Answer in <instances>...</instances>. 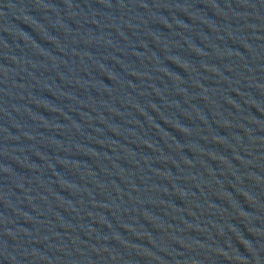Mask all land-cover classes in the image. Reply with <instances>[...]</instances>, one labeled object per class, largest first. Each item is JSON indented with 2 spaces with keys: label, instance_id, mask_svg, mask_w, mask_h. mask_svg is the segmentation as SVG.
I'll return each mask as SVG.
<instances>
[{
  "label": "water",
  "instance_id": "95a60500",
  "mask_svg": "<svg viewBox=\"0 0 264 264\" xmlns=\"http://www.w3.org/2000/svg\"><path fill=\"white\" fill-rule=\"evenodd\" d=\"M0 264H264V0H0Z\"/></svg>",
  "mask_w": 264,
  "mask_h": 264
}]
</instances>
